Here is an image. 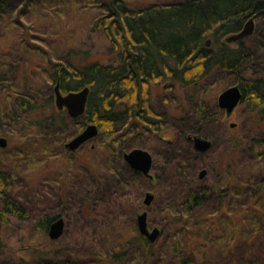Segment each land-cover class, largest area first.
<instances>
[{"label":"trees","instance_id":"16d2710c","mask_svg":"<svg viewBox=\"0 0 264 264\" xmlns=\"http://www.w3.org/2000/svg\"><path fill=\"white\" fill-rule=\"evenodd\" d=\"M79 16L90 32L105 37L111 60L103 62L89 49L67 42L73 18ZM249 17L259 24L264 20V0H176L142 6L136 0H0V134L8 138L0 150V230L13 216L44 239L38 242L33 236L14 258L9 239L0 234L2 264H264V134L246 146L239 144L242 159L220 166L207 184L197 183L200 154L187 140L219 117L217 104L210 103L216 97L208 92L219 89L208 82L218 72L233 73L241 102L264 116V76L245 73L256 61L255 42L262 48L261 40L251 42L255 32L236 42L224 40ZM65 18L68 22L61 25ZM52 25L58 30L46 29ZM251 65L254 72L259 70ZM56 82L62 92L89 87L80 116L57 109ZM161 88L178 93L182 101L181 116L173 123L151 105L152 92ZM89 123L98 128L95 138L104 157L98 164L103 173L95 174L96 192L110 186L130 197L127 189L134 183L139 188L127 200L128 217L96 223L97 243L91 242L81 256L47 236L51 222L64 217L50 212L64 205L61 182L54 193L32 189L26 175L19 179L14 169L46 167L62 154L71 161L74 151L66 148L67 139ZM169 130L173 136L166 138ZM132 146L155 156L153 178L124 161L123 153ZM9 164L14 167H5ZM153 185L157 192L147 208L148 223L160 229V236L150 242L140 234L136 216L143 190ZM15 187L21 192L14 193ZM96 196L82 201L84 216L95 214ZM101 205L111 212L110 204Z\"/></svg>","mask_w":264,"mask_h":264},{"label":"rangeland","instance_id":"374dc122","mask_svg":"<svg viewBox=\"0 0 264 264\" xmlns=\"http://www.w3.org/2000/svg\"><path fill=\"white\" fill-rule=\"evenodd\" d=\"M172 1L176 0H136V5L142 6L149 2L163 3ZM33 18L37 20L38 15L34 14ZM46 22V24H48V20H46ZM67 22L68 20L67 18H65L63 19V22H61V25H64ZM40 24L43 25V22H40ZM86 26L87 23L84 19V16H79L77 17V19L76 17H74L72 28L67 35L68 38H66L67 42L71 45L77 46L78 48L89 49L91 55H93L94 58L100 59L103 62L111 60L108 58V42L106 41L105 37L101 34L90 32ZM46 29L52 31L58 30L57 28L55 29L53 25L50 26V28ZM254 32L255 33L252 34L251 42H253L254 40L257 41V39H254V37H256L261 40L260 42L263 45L261 46L262 48H257V43L255 42L256 47L254 48V50L256 51V54L254 53V58H256V61L252 60L248 64L247 72H245L252 78L253 76H256L258 74L264 76V20H262L260 24L255 21ZM251 64H254L259 70L257 72H254L251 68ZM208 82L209 86L211 85L215 88L216 85L219 84V89L216 88L212 91L208 90V92H211L216 97L215 101L212 99L210 101L212 106L213 102L217 104V96L223 89L233 84H237V77L233 73L218 72L215 76H211ZM171 93L172 92L166 91L165 88L153 91L151 105L156 112H166V114H168L169 120L173 123L176 121L177 117L181 116L178 104H181L182 101L180 97L177 96L178 93ZM171 95H176L174 101H172L173 99H170ZM184 110H188V106L186 103L184 104ZM187 119L189 120V118ZM231 123H235L236 125L232 127ZM202 127L203 133L201 135L195 133L189 135H199L212 141L211 148L204 154H200L196 159V165L198 166L196 177L197 179H199L197 183L207 184L209 183L212 175L220 166H225L229 162L233 166L234 163H237L238 161H240V159H242L243 153H241V150L243 151V149L238 146L239 144H241V146H246L251 143V140L254 137H258L260 134H264V116L258 115L257 110H252L246 105L245 102H239L230 116H226L225 112H222V110L220 109L219 117H214V119L208 120L203 124ZM173 128L175 129V127ZM172 132L173 130H169L164 133V136L166 138H171L173 136ZM0 136H4L7 138V136L4 134H0ZM72 137L73 136L69 137L67 141ZM132 148L142 147L132 146L126 151H129ZM144 149L148 150L152 154L149 149ZM102 153L103 150L99 147L97 138H94L90 141L85 142L82 146L76 149L74 151V154L72 155L73 157H71V161H68V159L66 158V154H62L61 157H59L60 159L58 158V161H50L49 166L46 167L35 166L25 172L24 170H27V167L24 168V170L20 169V167L14 169L19 173L18 177L24 176V174L26 175L25 182H27L29 184V188L32 189L35 188L41 191L50 190L54 193L58 189V185L61 182V194L63 197L64 205L54 206L50 211L51 213L62 212V215L64 216L62 218L65 221V228L62 235L56 240L61 246L63 245L66 247L74 248L73 252L82 254L81 256L86 253V250L89 248L91 242H94V244L97 243L96 240L93 241L95 237V230L93 227L94 225H96V223H103V221H106L111 217H118L121 220L128 217V215L130 214V207L127 200L128 198H134L135 193L139 188V186L135 183L131 185L130 189H127V193L130 197L126 196L124 192L115 188H111L110 186H108L109 191H111V193H109L110 195H107V188H103L100 192H96L98 186L96 179L97 176L95 174L103 173L99 170L98 166L100 161H104V157L101 156ZM153 158L154 160H156L155 156ZM156 158L158 159V157ZM8 163H10V161H8ZM73 164L75 166H73ZM160 165L161 160H159V163H157V166ZM5 167L12 169L14 166L9 164ZM202 168H205L207 172L202 178H199L198 173ZM151 173L154 174L155 169H152ZM82 178H84L83 186H87L86 189H83L82 185V188H79L78 186L80 185H77V181ZM93 178L95 181L90 182V180L93 181ZM19 179L22 178L20 177ZM80 181L82 182L83 179ZM93 183L96 184L93 185ZM18 189V187H15L13 192L20 193L21 191ZM89 189L90 191H86ZM147 191H151L154 196L157 192L154 185L143 190L141 198L142 207L140 208L139 212H142L149 207H145L143 205V198ZM97 193L100 196L105 194V199L98 198L99 195L96 196ZM92 196L97 197V205L94 209L95 214L91 217H86L81 213L82 201L85 198L89 199ZM131 201L133 200H130V202ZM102 203L110 204V207L112 208L111 212H104L103 205H101ZM149 226L150 228L154 227L152 224H149ZM0 234L6 236L9 239V243L11 246L9 251L13 254L14 258L17 255H20V253L22 252L19 250L21 247L23 248L26 245L28 246V244L33 241V236L36 240H38V242L44 240L42 237L40 238L37 233L33 234L31 228L28 227V223L19 222L13 216L10 217V223L2 224ZM84 238H87V243H83ZM0 263H3L2 259H0Z\"/></svg>","mask_w":264,"mask_h":264},{"label":"water","instance_id":"95a60500","mask_svg":"<svg viewBox=\"0 0 264 264\" xmlns=\"http://www.w3.org/2000/svg\"><path fill=\"white\" fill-rule=\"evenodd\" d=\"M255 21L253 17H249L243 24L242 28L235 33L229 34L224 38L225 42L232 43L236 42L244 37L250 36L254 30ZM210 39L206 40V45H210ZM89 94V87L85 86L76 91L62 92L59 86V82L54 85V102L55 106L59 110L65 109L71 117L80 116L86 107L87 98ZM242 99V92L239 84H233L223 89L217 96V106L226 116H230L236 106ZM236 124L231 123L234 127ZM98 134V128L95 124H87L81 132L74 135L65 144L69 150H76L82 146L85 142L94 139ZM188 141L192 144L195 151L204 154L212 146V141L199 135H189ZM7 138L0 136V148L7 146ZM124 161L129 165L130 168L140 171L143 175L153 178L151 173L153 156L144 148H132L129 151L123 153ZM207 170L202 168L198 176L202 178L206 174ZM154 200V194L151 191H147L143 198V205L148 207ZM147 209L139 212L136 216L137 227L141 235L146 237L150 242H155L160 235V229L156 226L150 228L148 223ZM65 228V221L62 217H59L51 222L48 229V237L51 240L58 239Z\"/></svg>","mask_w":264,"mask_h":264},{"label":"flooded vegetation","instance_id":"af4514ba","mask_svg":"<svg viewBox=\"0 0 264 264\" xmlns=\"http://www.w3.org/2000/svg\"><path fill=\"white\" fill-rule=\"evenodd\" d=\"M254 29H255V25H254ZM253 32H254V30H253ZM241 89V88H240ZM241 102V101H240ZM223 112V111H222ZM188 140V139H187ZM189 142V141H188ZM190 143V142H189ZM191 144V143H190ZM191 146H192V144H191ZM192 148H193V146H192ZM193 150H194V148H193ZM75 151V150H74ZM195 151V150H194ZM197 152V151H196ZM197 153H199V152H197ZM199 154H202V153H199ZM153 156V155H152ZM154 157V156H153ZM153 163H154V158H153ZM152 166H153V164H152Z\"/></svg>","mask_w":264,"mask_h":264}]
</instances>
